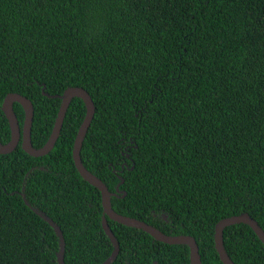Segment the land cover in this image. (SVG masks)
<instances>
[{"label": "trees", "instance_id": "trees-1", "mask_svg": "<svg viewBox=\"0 0 264 264\" xmlns=\"http://www.w3.org/2000/svg\"><path fill=\"white\" fill-rule=\"evenodd\" d=\"M69 86L96 105L84 165L112 192L124 179L115 211L194 236L203 264H223L220 219L248 212L264 229V0H0V140L10 139L7 93L33 102L41 147L61 102L42 90ZM85 112L74 97L46 155L20 144L0 153V264H59V236L33 208L60 226L66 264L111 255L100 191L72 157ZM108 222L120 247L111 264H191L188 245ZM223 238L237 264H264L249 225Z\"/></svg>", "mask_w": 264, "mask_h": 264}, {"label": "water", "instance_id": "water-1", "mask_svg": "<svg viewBox=\"0 0 264 264\" xmlns=\"http://www.w3.org/2000/svg\"><path fill=\"white\" fill-rule=\"evenodd\" d=\"M43 93L52 98H60V106L57 112V115L54 120V124L51 130V133L47 141L41 147H35L32 142V124L34 118V105L31 99L27 96L18 93V92H9L5 95L3 102L1 104V109L3 110L10 127V139L8 142L3 143L0 140V153L6 154L12 152L18 144L21 145L22 149L27 152L29 155L38 157L48 154L53 147L60 135L64 119L68 110V107L74 97H79L83 100L86 112L85 116L80 123V126L77 130L73 148H72V157L76 169L78 170L81 177L89 182L91 185L95 186L101 194L102 199V227L111 240L113 244V251L109 257H107L100 264H111L119 253V242L115 236L113 230L111 229L108 218L118 223H121L126 226L135 227L142 229L143 231L150 234L155 240L168 243V244H185L189 247V256L191 264H203L201 260V255L199 252V245L194 236L188 234H167L157 228L156 226L147 223L143 220H140L135 217L124 215L115 211L112 206L111 197L116 195L118 196L121 192L119 186L123 183L124 179L121 178V181L116 186V191L112 192L109 190L106 183L91 172L83 163L81 157V149L85 136L88 132V129L92 123L96 112V105L93 101V98L89 91L82 86H69L61 94H50L43 88ZM17 102L21 104L24 110V119L22 124H20L17 114L14 110V103ZM125 192L121 195L123 197ZM26 201V200H25ZM37 213H39L48 223L54 228L56 234L59 236L60 248L57 252V261L59 264H66L64 260L65 252V240L63 232L58 224H56L51 218L46 216L41 211H38L36 208H33ZM164 219L167 218L166 214H163ZM244 223L249 225L258 238L264 244V229L260 226L258 221L254 219L248 212H242L240 214H234L220 219L215 224L214 231V243L216 251L219 255L220 260L223 264H237L228 254L225 245H224V229L227 226ZM157 264V263H156Z\"/></svg>", "mask_w": 264, "mask_h": 264}]
</instances>
